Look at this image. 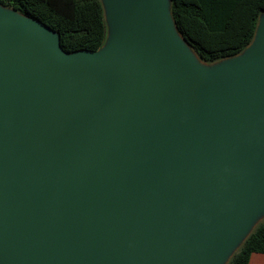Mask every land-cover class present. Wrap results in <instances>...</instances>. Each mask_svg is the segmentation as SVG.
<instances>
[{
	"label": "water",
	"instance_id": "obj_1",
	"mask_svg": "<svg viewBox=\"0 0 264 264\" xmlns=\"http://www.w3.org/2000/svg\"><path fill=\"white\" fill-rule=\"evenodd\" d=\"M101 3L74 53L0 4V264H228L264 212V14L205 67L170 0Z\"/></svg>",
	"mask_w": 264,
	"mask_h": 264
},
{
	"label": "trees",
	"instance_id": "obj_2",
	"mask_svg": "<svg viewBox=\"0 0 264 264\" xmlns=\"http://www.w3.org/2000/svg\"><path fill=\"white\" fill-rule=\"evenodd\" d=\"M176 27L199 59L215 63L242 53L253 41L264 0H170ZM59 35L66 53L97 51L108 29L101 0H0ZM264 254V223L258 225L228 264H249Z\"/></svg>",
	"mask_w": 264,
	"mask_h": 264
},
{
	"label": "rangeland",
	"instance_id": "obj_3",
	"mask_svg": "<svg viewBox=\"0 0 264 264\" xmlns=\"http://www.w3.org/2000/svg\"><path fill=\"white\" fill-rule=\"evenodd\" d=\"M199 63L202 64V65L205 66V67H212V66H214V65L217 64V62H215V63H204V62H202V61H200V60H199ZM262 223H264V212L261 213V214L256 218V220H255V222H254V225H253V228H252V231H254V230L256 229V227H257L258 225L262 224ZM252 231H251V232H252Z\"/></svg>",
	"mask_w": 264,
	"mask_h": 264
},
{
	"label": "crops",
	"instance_id": "obj_4",
	"mask_svg": "<svg viewBox=\"0 0 264 264\" xmlns=\"http://www.w3.org/2000/svg\"><path fill=\"white\" fill-rule=\"evenodd\" d=\"M249 264H264V254L253 253L250 257Z\"/></svg>",
	"mask_w": 264,
	"mask_h": 264
},
{
	"label": "bare ground",
	"instance_id": "obj_5",
	"mask_svg": "<svg viewBox=\"0 0 264 264\" xmlns=\"http://www.w3.org/2000/svg\"><path fill=\"white\" fill-rule=\"evenodd\" d=\"M194 61L197 63V61L194 59ZM197 66L202 67L201 65L197 64Z\"/></svg>",
	"mask_w": 264,
	"mask_h": 264
}]
</instances>
